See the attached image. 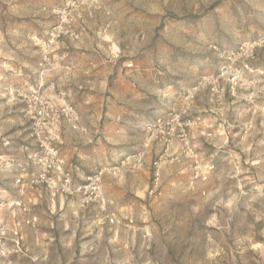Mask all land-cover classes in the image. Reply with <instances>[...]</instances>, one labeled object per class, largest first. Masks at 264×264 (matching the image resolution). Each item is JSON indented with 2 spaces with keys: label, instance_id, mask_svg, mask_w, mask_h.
Instances as JSON below:
<instances>
[{
  "label": "rangeland",
  "instance_id": "374dc122",
  "mask_svg": "<svg viewBox=\"0 0 264 264\" xmlns=\"http://www.w3.org/2000/svg\"><path fill=\"white\" fill-rule=\"evenodd\" d=\"M64 4L0 0V185L18 186V176L35 171L28 160L23 170L7 165L26 155L25 146L35 148L18 94L38 86L39 43L61 23ZM81 11L103 25L124 70L150 72L108 84L107 96L124 106L120 120L130 122L122 130L130 138L109 146V165L139 151L151 163L161 154L164 146L148 144L143 126L176 108L200 77L219 72L225 63L212 46L229 52L244 42L261 45L235 96L226 84L220 106L208 102L207 90L192 105L190 118L201 120L188 133L202 169L212 167L206 181L190 187L192 162L162 160L157 188L151 172L147 188H101L102 201L86 207L81 196H52L45 188H0V264H264V0L88 1L66 17L78 38L58 42L80 40ZM179 148L176 142L170 151L177 155ZM16 170L22 172L14 177ZM61 198L70 208H51ZM92 204L97 223H82L79 209L87 221Z\"/></svg>",
  "mask_w": 264,
  "mask_h": 264
},
{
  "label": "built area",
  "instance_id": "2783aa9c",
  "mask_svg": "<svg viewBox=\"0 0 264 264\" xmlns=\"http://www.w3.org/2000/svg\"><path fill=\"white\" fill-rule=\"evenodd\" d=\"M95 0H65L62 9L58 10L61 23L54 26L47 37L40 41L41 65L50 64L51 68H58L57 63H49L52 51L58 40L68 36L77 39L66 21L70 7L77 9L80 5ZM67 23V24H65ZM263 43V42H260ZM261 44L257 42H244L239 44L235 51L225 52L212 46L219 59L224 61L217 74H209L200 77L197 82L187 89L176 108L147 122L143 126V133L147 143H159L164 146L161 154L152 163V188H157L160 178V163L169 160V163H179L188 160L194 164L193 174L189 181L192 187L195 182L207 180L211 165L206 164L203 169L197 159L194 146L191 142L192 136L189 130L196 128L200 117L190 118L192 105L198 95L207 90L208 102L220 106L225 93V85L229 86V93L235 96V87L238 82L243 81V74L251 72L248 60L253 57L254 50ZM239 63V67L236 65ZM131 68L132 64H126ZM44 71L42 70V73ZM20 101L24 104L25 117L31 121V136L34 139L35 148L24 147L27 160L35 167V171L20 175L16 183L23 191L27 188L44 187L52 196L73 197L81 196L80 206L86 207L90 203L101 199V188L104 177H117L124 173H135L144 166L145 151H139L125 155L115 165H106L95 170L86 177L85 181L76 184L71 172L66 169L65 159L59 151L60 129L66 126L71 130H80L81 116L79 111L69 102L65 94L56 91L53 85L44 86L40 78L38 86L31 88L28 92L18 94ZM222 117L223 113L220 112ZM178 142L180 152L177 155L171 153L172 146ZM152 192V191H151ZM21 206L20 202H13ZM113 223V219H108Z\"/></svg>",
  "mask_w": 264,
  "mask_h": 264
},
{
  "label": "crops",
  "instance_id": "0c3cea01",
  "mask_svg": "<svg viewBox=\"0 0 264 264\" xmlns=\"http://www.w3.org/2000/svg\"><path fill=\"white\" fill-rule=\"evenodd\" d=\"M76 15L75 30L80 33V40L59 41L49 61L51 64L57 63L58 68L53 69L50 64L39 63L40 68L36 76L42 79L44 85H53L57 91L63 92L80 113V130H71L62 126L59 138V151L65 159V167L71 172L74 183L80 184L98 168L109 165V146L130 138L125 131H122L130 124L120 120V115L125 112L124 106L116 107L112 99L107 96L110 91L108 89L110 80L114 77L121 79L128 75L132 77L149 75L150 72L144 73L146 69L124 70V66L113 56L106 38L102 36L103 25L93 23L85 11ZM26 72V69H21L18 75L26 76ZM204 96V93H200L197 101H201ZM158 148V145H154V152H157ZM7 165L12 168L20 167L21 170L29 166L26 155L19 157L17 162H7ZM21 170H16L13 176H17L22 172ZM27 172L29 173L27 170L25 174ZM151 172V155L147 154L144 167L136 174L117 180L105 177L102 188H147V179ZM10 187L18 188L13 183L11 186L0 185V188ZM36 192L38 190L32 191V194ZM52 207L57 211H64L70 208V203L61 198L51 205ZM84 212L79 209L81 216L78 220L95 225L97 222L93 219V214L98 213V205L92 204L88 207L87 213H92V217L87 218V221H83Z\"/></svg>",
  "mask_w": 264,
  "mask_h": 264
}]
</instances>
